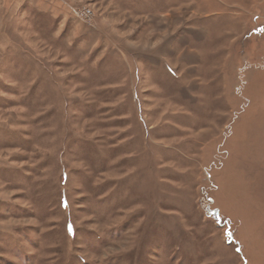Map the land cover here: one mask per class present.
Returning <instances> with one entry per match:
<instances>
[{
  "label": "rangeland",
  "instance_id": "1",
  "mask_svg": "<svg viewBox=\"0 0 264 264\" xmlns=\"http://www.w3.org/2000/svg\"><path fill=\"white\" fill-rule=\"evenodd\" d=\"M0 264H264V0H0Z\"/></svg>",
  "mask_w": 264,
  "mask_h": 264
},
{
  "label": "built area",
  "instance_id": "2",
  "mask_svg": "<svg viewBox=\"0 0 264 264\" xmlns=\"http://www.w3.org/2000/svg\"><path fill=\"white\" fill-rule=\"evenodd\" d=\"M81 16L83 17H86V18H89L90 17V11L86 10V9H83L81 12H80Z\"/></svg>",
  "mask_w": 264,
  "mask_h": 264
}]
</instances>
